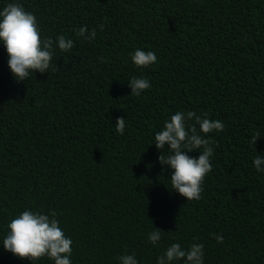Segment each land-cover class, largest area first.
<instances>
[{
  "label": "trees",
  "instance_id": "obj_1",
  "mask_svg": "<svg viewBox=\"0 0 264 264\" xmlns=\"http://www.w3.org/2000/svg\"><path fill=\"white\" fill-rule=\"evenodd\" d=\"M15 2L42 38L63 34L74 47L56 49L58 70L17 83L0 44V264H31L3 247L25 210L56 212L72 264L133 253L157 264L172 243L203 244L204 264H264V172L253 163L264 156V0H0V11ZM83 26L95 40L76 36ZM138 48L157 62L136 67ZM134 76L151 84L139 97ZM178 111L225 124L206 137L214 155L198 201L170 191L172 169L154 145ZM155 227L164 231L156 246Z\"/></svg>",
  "mask_w": 264,
  "mask_h": 264
},
{
  "label": "clouds",
  "instance_id": "obj_2",
  "mask_svg": "<svg viewBox=\"0 0 264 264\" xmlns=\"http://www.w3.org/2000/svg\"><path fill=\"white\" fill-rule=\"evenodd\" d=\"M99 27L101 31L104 30V25ZM75 32L78 38L89 42L95 40L97 35L95 28L89 33L87 26ZM0 44L8 53V67L17 83L25 82L33 72L45 74L50 69L58 70L52 63L56 49L69 52L74 47V41L63 34L55 41L51 37L42 38L36 16L26 11L19 2L9 3L0 11ZM131 59L138 68H147L157 62L154 52L139 48L131 55ZM128 84L132 89L131 95L136 97L151 87L148 79L135 76ZM192 120L195 123H187ZM125 127L126 119L116 120L115 130L118 134L123 135ZM224 129L223 121L208 118L207 112L198 115L192 111L186 114L178 111L164 122L163 129L155 134L154 145L161 153L158 159L164 171L172 169L170 191L178 192L187 201L201 199L205 177L212 171L210 158L214 155L212 141L206 137L213 132H223ZM260 138V132L256 131L250 143L256 145ZM166 145L170 146L167 150ZM192 152H199V157L188 155ZM253 163L258 172H264V156L257 155ZM56 215L55 211L50 214L23 211L7 226L9 231L3 239L5 251L21 260H29L31 264H36L44 257L54 261V264H72L70 257L73 241L65 236ZM163 232L155 227V230L148 233V241L156 246ZM213 235L218 243H223L222 236ZM118 260L120 264H139L134 253L124 254ZM178 261L184 264H204V245L193 243L184 249L179 243H172L158 257L157 264H174Z\"/></svg>",
  "mask_w": 264,
  "mask_h": 264
}]
</instances>
